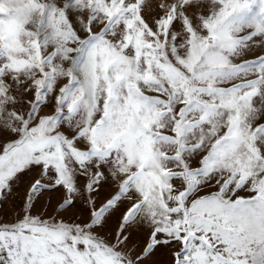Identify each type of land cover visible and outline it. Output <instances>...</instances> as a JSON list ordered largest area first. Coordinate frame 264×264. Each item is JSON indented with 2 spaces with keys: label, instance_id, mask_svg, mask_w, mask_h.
<instances>
[{
  "label": "snow or ice",
  "instance_id": "obj_1",
  "mask_svg": "<svg viewBox=\"0 0 264 264\" xmlns=\"http://www.w3.org/2000/svg\"><path fill=\"white\" fill-rule=\"evenodd\" d=\"M0 264H264V0H0Z\"/></svg>",
  "mask_w": 264,
  "mask_h": 264
}]
</instances>
